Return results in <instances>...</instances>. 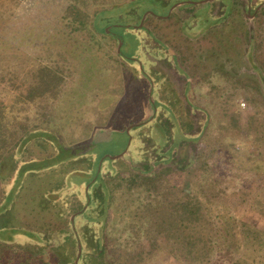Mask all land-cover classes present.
<instances>
[{
	"label": "rangeland",
	"instance_id": "obj_1",
	"mask_svg": "<svg viewBox=\"0 0 264 264\" xmlns=\"http://www.w3.org/2000/svg\"><path fill=\"white\" fill-rule=\"evenodd\" d=\"M250 1V14L264 2ZM245 3L0 0L13 10L0 19L13 47L0 52V104L22 101L19 141L0 153V244L16 250L12 264H75L77 234L78 264H186L147 237L156 212L192 194L203 212H189L200 219L189 232L214 237L206 264L242 258L241 238L229 251L220 233L241 221L264 231V3L254 17Z\"/></svg>",
	"mask_w": 264,
	"mask_h": 264
},
{
	"label": "trees",
	"instance_id": "obj_2",
	"mask_svg": "<svg viewBox=\"0 0 264 264\" xmlns=\"http://www.w3.org/2000/svg\"><path fill=\"white\" fill-rule=\"evenodd\" d=\"M13 13L12 7H9L7 9H0V19L3 18H9L8 14ZM31 28L28 29V31L31 33ZM1 37V34H0ZM2 39V38H0ZM12 42L6 41V40H0V52H7V54H10L12 50ZM9 75V79L12 78V72H7ZM11 75V76H10ZM2 76V75H0ZM3 78V77H2ZM10 85L13 86V82H10ZM25 97H29L28 95H24ZM15 101H21V99L17 96L14 97L13 103L7 106V108L3 107L2 104H0V153L1 149L6 147H11L13 145H16L19 141L18 135H15L14 131L17 129V126L14 122L13 114L17 113L15 110ZM24 101V99H23ZM22 102V101H21ZM25 102V101H24ZM26 103V102H25ZM10 149V148H9ZM1 158V157H0ZM7 165V164H6ZM8 165H10L8 163ZM0 166H2V163H0ZM1 179V178H0ZM94 179V178H93ZM145 179V177H144ZM99 182L98 177L95 178L93 188L95 191V196L99 197L100 193L96 191L97 183ZM96 183V184H95ZM87 192V189H86ZM194 197L193 201L190 199L182 200L181 197H176L173 199L172 204L169 208H164L162 212L158 213L156 212L155 215L158 218L159 216L162 217V224H159L158 227L154 230L155 233L152 234V236L147 237L148 244L155 245L157 240H161L163 243L166 242L168 245H165L164 248L168 250L170 253H172L173 256L179 254V256L182 258V260L187 264H206V259L209 257L213 249V241L214 237L211 236V238L208 236L205 237L204 233L199 230L198 235H194L189 232L188 225L192 228H196L200 225V219L195 221L189 212L194 208H199L200 210L202 208V200L198 198L196 195H193ZM90 197V196H89ZM85 205L77 211L74 218H72L70 221L74 225L75 218L81 216L85 212ZM169 209L173 210L172 213H169ZM198 209V210H199ZM198 212V211H197ZM202 216V215H201ZM88 217V216H87ZM89 218V217H88ZM90 219V218H89ZM203 220V216L201 218V221ZM150 224L153 222L150 221ZM158 224V222H156ZM201 225H204L201 222ZM204 227V226H201ZM74 228V227H73ZM232 233H230L229 229H223L221 230L220 236L228 242L229 251H231V248H234L235 251H238L241 249L242 246L244 247L243 253L241 252L242 258H237L236 254H232L229 258V261L227 262H219V264H264L262 260L255 261L256 257H260L264 254V231L249 225L246 222L241 221L239 224V227L232 228ZM92 237V236H91ZM241 238V240L244 242L242 246H238L237 242L233 238ZM78 245H75L77 247V255L76 260L77 264L83 257L82 252L84 249L81 247V243L79 241V235L76 236ZM4 247L0 244V254L4 256V264H12L14 262L15 257L17 255L16 250L12 251L11 245L9 242H4ZM175 245H178L177 249ZM80 247V252H79ZM230 247V248H229ZM97 250L102 251L101 246L97 245ZM247 250L250 251L253 254L252 259H254L255 262H248L250 260L249 256L247 255ZM179 252V253H178ZM230 253V252H229ZM205 262V263H204ZM0 264H2L1 258H0ZM127 264H133L132 262H129Z\"/></svg>",
	"mask_w": 264,
	"mask_h": 264
},
{
	"label": "flooded vegetation",
	"instance_id": "obj_3",
	"mask_svg": "<svg viewBox=\"0 0 264 264\" xmlns=\"http://www.w3.org/2000/svg\"><path fill=\"white\" fill-rule=\"evenodd\" d=\"M201 1H204V0H201ZM199 2V1H198ZM176 4V5H180V2H173V4ZM262 3H264V2H260V3H258L255 7H254V10H253V14H250V12H251V9L253 8L252 6L253 5H251V1L250 0H247V3H245V4H242V7H243V9L245 10V14L247 15V16H253L254 17V15L256 14V12L257 11H259L261 8L259 7L260 5H262ZM172 7H174L175 8V5L174 6H172ZM174 8H172V10L174 9ZM166 14H164L163 16H165ZM162 16V17H163ZM205 20L206 21H209L210 20V18H208V17H206L205 18ZM251 27L248 25V27H247V29H248V33H251V29H250ZM123 45L121 44V47H122ZM121 52H120V54H122V56L123 57H125L124 55H123V53H122V50H120ZM158 55V54H157ZM171 56L173 57V61L175 60V55H173V54H171ZM154 57V60L158 63V64H160V65H163L164 63L166 64V66L169 64L168 63V60L166 59V58H157L156 56H153ZM127 58H134V57H127ZM161 61V62H160ZM178 62V61H177ZM180 62V61H179ZM140 64H142V63H140ZM171 64H173V66L174 65H176L175 63H171ZM180 64V63H179ZM192 70H194V69H192ZM187 70H179L178 68H177V74H178V77L179 78H182V77H184V78H182V80L186 83V89H188V87H191V86H193V82L195 81H193L192 82V80H193V76H191L188 72H186ZM145 74H146V78H148L150 75H149V73H147V72H144ZM192 82V83H191ZM190 84V85H189ZM187 85H189V86H187ZM264 86V85H263ZM165 104H168L167 102H165ZM189 106H192V105H189ZM155 108H156V110H157V108H158V106H157V104L155 105ZM136 126V125H135ZM140 126H142V125H138L137 124V128L138 127H140ZM136 128V129H137ZM185 135V134H184ZM179 137H181V139H184V136H179ZM133 137H131V139H132ZM139 138V137H138ZM162 140L164 141V139L162 138ZM180 141V143H181V140H179ZM175 138L173 137V135H172V137L170 138V142L168 143V145H169V152H171L172 151V149H173V146H174V144H175ZM161 144V143H160ZM181 146H182V144H181ZM175 148V147H174ZM128 149V148H127ZM124 154H121V156H123ZM151 164V163H150ZM145 168H147V166L146 165H142V170H140V172H142V173H144V171H145ZM148 168L150 169L151 168V166H148ZM100 185V183H97V185L96 186H94L95 188H96V191L98 192L99 191V187H97V186H99ZM88 186H89V184L86 186V189L88 188ZM75 216V215H74ZM74 216H72L71 217V219L72 218H74Z\"/></svg>",
	"mask_w": 264,
	"mask_h": 264
},
{
	"label": "water",
	"instance_id": "obj_4",
	"mask_svg": "<svg viewBox=\"0 0 264 264\" xmlns=\"http://www.w3.org/2000/svg\"><path fill=\"white\" fill-rule=\"evenodd\" d=\"M79 252H80V247H79ZM75 264H77V260H75Z\"/></svg>",
	"mask_w": 264,
	"mask_h": 264
}]
</instances>
